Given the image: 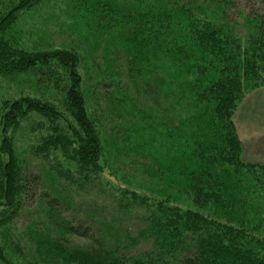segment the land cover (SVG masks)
I'll return each mask as SVG.
<instances>
[{"label":"trees","instance_id":"1","mask_svg":"<svg viewBox=\"0 0 264 264\" xmlns=\"http://www.w3.org/2000/svg\"><path fill=\"white\" fill-rule=\"evenodd\" d=\"M49 1L0 0V77L33 90L0 105V260L264 264V165L242 159L234 123L264 88V7L239 23L234 0H64L84 36L28 51L17 18ZM111 158L173 194L114 186Z\"/></svg>","mask_w":264,"mask_h":264},{"label":"rangeland","instance_id":"2","mask_svg":"<svg viewBox=\"0 0 264 264\" xmlns=\"http://www.w3.org/2000/svg\"><path fill=\"white\" fill-rule=\"evenodd\" d=\"M235 6L231 9V18L236 22H241V17L247 13L254 12L257 9H261L264 7V0H234ZM72 9V6L65 3L64 0H51L49 3L38 5L35 8L21 14L16 21L15 30L17 31V39H20L19 46L23 47L28 51H47L55 48H65L75 46L78 40L84 36L85 30L80 24L79 16ZM81 41V40H80ZM82 44L79 46V50L86 52L87 49H91L89 51H94L96 48L93 45V41L90 38L89 41H81ZM86 49V50H85ZM90 52V53H91ZM90 53H86L83 60V69L88 66V56ZM80 73H83V70L79 69ZM1 79V77H0ZM25 95H33V90L28 88L27 84L20 85L15 82L11 83L5 81L3 78L0 80V105L4 106V103L10 102L14 99H17L20 96ZM262 96V95H261ZM247 97V95L245 96ZM245 99V98H244ZM241 100V103L243 100ZM264 98H260V96H256L254 99L252 98V105L256 108L261 106L264 108ZM241 103L239 105H241ZM239 107V106H238ZM237 107V108H238ZM237 110V109H236ZM241 117V116H240ZM242 118V117H241ZM243 118L247 119L246 113L243 114ZM262 115L256 114V111L253 113L252 124H256V121H260L262 119ZM235 123V119H234ZM25 122L22 123L21 126L25 127ZM248 125V124H247ZM260 126V125H258ZM11 135V127L7 131V135ZM1 139V132H0ZM15 144L18 150L21 152L25 151L27 146L31 144L33 141V136L26 134L25 129H22L21 132H16L14 135ZM264 141V139H262ZM242 147V146H241ZM259 154L264 155V146L259 148ZM107 152L109 150L107 149ZM155 151L153 150V153ZM156 153V152H155ZM126 152L123 157H120V160L124 161V163L129 162V158L126 157ZM131 159V158H130ZM243 159V156H242ZM244 160V159H243ZM105 161V158H103ZM113 161V159H109L106 163L103 176L114 186H119L122 188L133 189L139 193L147 194L151 197H157L162 193H170L173 194L171 188H168L164 183L158 181V179L154 176L143 173L140 174L139 171L126 170L124 163L120 165L122 170H118L115 167H112L109 162ZM245 161V160H244ZM106 162V161H105ZM144 162L148 167L151 166V163L148 159L144 160ZM250 162V161H248ZM261 165L264 163L251 162ZM110 167V168H109ZM256 175L262 173V177L264 178V171L257 170ZM140 174V175H139ZM262 191L264 193V185L261 186ZM173 201V199H171ZM82 205H86L87 199H82ZM175 202L179 203L182 206H192L191 203L184 197L178 198ZM4 256L7 258L8 264H26L18 258L17 256L9 253V251L4 250ZM0 264H7L0 260Z\"/></svg>","mask_w":264,"mask_h":264},{"label":"crops","instance_id":"3","mask_svg":"<svg viewBox=\"0 0 264 264\" xmlns=\"http://www.w3.org/2000/svg\"><path fill=\"white\" fill-rule=\"evenodd\" d=\"M264 98V88H259L245 97L241 105L235 111V126L242 146V156L245 161L264 163V155L259 154V148L264 146V108L252 105V98L256 96ZM262 95V96H261ZM264 100V99H263ZM262 115L260 121L252 124L253 113ZM246 113L247 119L243 118ZM242 118H241V117ZM248 124V125H247ZM260 125V126H258Z\"/></svg>","mask_w":264,"mask_h":264}]
</instances>
